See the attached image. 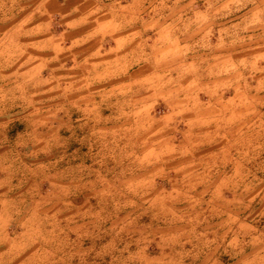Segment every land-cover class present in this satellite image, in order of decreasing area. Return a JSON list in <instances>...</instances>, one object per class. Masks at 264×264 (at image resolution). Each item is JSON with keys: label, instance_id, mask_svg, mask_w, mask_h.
Wrapping results in <instances>:
<instances>
[{"label": "clouds", "instance_id": "9594fccd", "mask_svg": "<svg viewBox=\"0 0 264 264\" xmlns=\"http://www.w3.org/2000/svg\"><path fill=\"white\" fill-rule=\"evenodd\" d=\"M0 264H264V0H0Z\"/></svg>", "mask_w": 264, "mask_h": 264}]
</instances>
